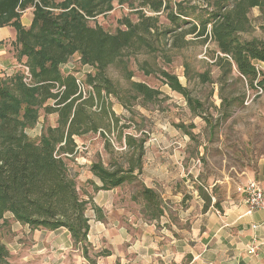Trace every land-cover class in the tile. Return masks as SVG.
<instances>
[{"label":"trees","instance_id":"16d2710c","mask_svg":"<svg viewBox=\"0 0 264 264\" xmlns=\"http://www.w3.org/2000/svg\"><path fill=\"white\" fill-rule=\"evenodd\" d=\"M112 1L0 0V27L10 25L15 29L13 47L17 60L30 74L29 82L24 80L21 68L9 76H0V264H11L8 249L1 239L2 227L7 224L6 213H11L14 221L33 229L65 227L74 248H80L86 256L87 202L79 195L67 160L75 153V136L87 132L103 134L113 148L103 126L110 127L117 122V117L107 108L106 99L110 95L123 98L119 85L107 77L106 70L122 62L124 51L138 52L144 47H153L149 36L153 35L157 17L145 16L144 7L153 13L169 10L166 16L176 28L181 27L180 23L189 22L191 26L180 32L181 36L188 33L200 37L208 33L209 27L219 51L232 58L241 77L250 86L255 83L259 90L264 89V72H259L255 66V62H264V42L241 37V33L249 30L247 12L255 7L263 12L264 0H216L199 24L193 22L192 10H183L180 3L173 9L163 0H116L121 4L139 3L136 22L126 18L122 21L123 28L111 33L98 24L90 25L91 18L112 9ZM29 7L33 8L32 22L26 28L20 17ZM74 55L92 69L83 77L89 87L84 97L78 91L75 74L62 71V65L70 62ZM159 73L171 90L184 96L191 112L206 119L213 128L212 120L204 114L203 103L189 95L177 76L161 69ZM126 76L131 78L130 73ZM200 77L209 79L205 73ZM129 84L134 97L144 101L154 100L159 93L144 82ZM41 109L46 113L56 112V125L43 127L37 136L31 137L26 130L35 125ZM144 142L131 133L124 134V146L132 150L127 168L104 165L102 161L90 164L91 172L103 182L101 189L133 180L134 170L141 169ZM138 194L145 217L162 214L160 197L155 190L143 186Z\"/></svg>","mask_w":264,"mask_h":264},{"label":"rangeland","instance_id":"374dc122","mask_svg":"<svg viewBox=\"0 0 264 264\" xmlns=\"http://www.w3.org/2000/svg\"><path fill=\"white\" fill-rule=\"evenodd\" d=\"M163 2L173 6V9L180 3L183 10H192V20L199 24L201 17H207L206 10L213 8L216 0ZM112 4L109 12L96 15L89 20V24H98L111 33L123 28L122 21L126 18L137 21V11L141 8L138 2L121 4L114 0ZM143 9L145 16L157 17L153 35L149 36L153 47H144L138 52L124 51L121 56L123 63L117 62L106 70L107 77L119 85L123 98L120 100V97L110 95L106 99L107 108L117 117V122L110 127L103 126L113 148L103 134L87 132L75 137V153L69 155L71 161L67 160V167L71 176L79 170L84 172L83 178L86 177V162L90 159L91 162L104 161L127 168L132 150L122 144L124 134L131 133L138 139H144V144H151L152 148H147L150 155H176L173 161L180 167V182H185L183 188L206 187L212 195H220L219 185L212 186L214 181L226 174L234 175L241 168L256 167L257 159L264 153V89L259 90L255 83L250 86L241 77L232 58L219 51L209 27L208 33L200 37L188 33L181 36L180 32H185L191 26L189 22L180 23L181 27L176 28L166 16L169 10L153 13L146 7ZM247 13L249 30L241 33V37L264 42V10L262 12L255 7ZM176 37L178 40L175 41ZM255 66L259 72H264V62H255ZM22 67L20 65L17 69ZM227 67L229 71H226ZM160 69L176 75L182 86L189 90V95L203 103L204 114L212 120L213 128L208 126L206 119L191 112L181 93L169 88L159 73ZM62 70L73 72L83 80L84 74L92 72L87 64L80 62L77 55L62 65ZM127 73L131 74L130 79L126 78ZM201 73L207 74L209 79L200 77ZM131 81L146 83L159 91L157 97L152 101L134 97L135 93L130 90ZM39 114L35 125L26 130L31 137L37 136L43 127L56 124V112L46 113L41 109ZM74 180L82 194L85 191L82 181L78 176ZM143 186L140 177L125 183L126 189L137 202H141L138 193ZM67 255L70 264H76L73 263L74 254L69 251ZM10 257L14 263L17 262V257ZM90 263L87 260V264Z\"/></svg>","mask_w":264,"mask_h":264},{"label":"crops","instance_id":"0c3cea01","mask_svg":"<svg viewBox=\"0 0 264 264\" xmlns=\"http://www.w3.org/2000/svg\"><path fill=\"white\" fill-rule=\"evenodd\" d=\"M32 12L30 7L23 11L22 26H30ZM15 34L10 25L0 27V76H9L20 67L13 47ZM148 146L151 144L147 142L143 145L141 169L139 173L134 170L133 179L140 177L144 187L159 193L163 210L160 216L142 214V204L126 189L127 182L101 189L103 182L91 172L94 161L90 159L86 162V177L80 170L74 173L85 191L81 194L78 186L77 190L87 202L86 256L80 248H74L65 227L33 229L6 213L1 239L9 257L18 258L14 263L10 257V263L70 264V251L76 264L81 260L82 264L87 260L90 264H264V229L252 227L264 221V213H246L245 197L236 190L238 183L255 179L264 191V153L256 167L241 168L234 175L226 174L214 181L212 186L219 185L221 194L212 195L206 187L183 188L180 167L173 161L176 155H150Z\"/></svg>","mask_w":264,"mask_h":264},{"label":"built area","instance_id":"2783aa9c","mask_svg":"<svg viewBox=\"0 0 264 264\" xmlns=\"http://www.w3.org/2000/svg\"><path fill=\"white\" fill-rule=\"evenodd\" d=\"M22 69L24 71V76H25L24 80L26 82H29L30 74L28 68L26 66H23ZM76 78H77L76 83L78 85V91L84 97L87 94L86 90L89 89V87L85 84L83 79H80L78 76H76ZM122 145L124 146V144ZM236 190L242 193L245 197V202L246 205L248 206L246 213L250 214V212L255 210H260L264 213V191L257 180L249 179V181H247L246 183L237 185ZM252 227L254 228L261 227L264 229V221L258 224H253ZM250 249L254 251L253 246Z\"/></svg>","mask_w":264,"mask_h":264}]
</instances>
